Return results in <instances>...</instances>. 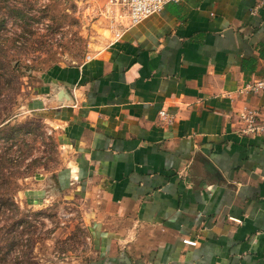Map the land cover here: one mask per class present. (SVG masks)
Wrapping results in <instances>:
<instances>
[{
  "label": "crops",
  "instance_id": "crops-1",
  "mask_svg": "<svg viewBox=\"0 0 264 264\" xmlns=\"http://www.w3.org/2000/svg\"><path fill=\"white\" fill-rule=\"evenodd\" d=\"M98 2L108 38L32 87L63 164L25 199L79 203L80 264H264V136L236 128L264 106L249 87L264 80V0H180L135 25Z\"/></svg>",
  "mask_w": 264,
  "mask_h": 264
},
{
  "label": "rangeland",
  "instance_id": "rangeland-1",
  "mask_svg": "<svg viewBox=\"0 0 264 264\" xmlns=\"http://www.w3.org/2000/svg\"><path fill=\"white\" fill-rule=\"evenodd\" d=\"M3 3L22 12L0 7V264H80L73 259L88 261L92 251L79 203L55 194L36 206L25 199L63 164L48 123L27 102L42 72L79 63L110 28L98 0Z\"/></svg>",
  "mask_w": 264,
  "mask_h": 264
},
{
  "label": "built area",
  "instance_id": "built-area-1",
  "mask_svg": "<svg viewBox=\"0 0 264 264\" xmlns=\"http://www.w3.org/2000/svg\"><path fill=\"white\" fill-rule=\"evenodd\" d=\"M180 0H107L106 13H120L125 16L130 25H135L151 14L160 12L168 3ZM251 90H264V80L255 81L249 85ZM160 115L166 117V111ZM237 131L244 136H264V106L240 110L236 119Z\"/></svg>",
  "mask_w": 264,
  "mask_h": 264
},
{
  "label": "trees",
  "instance_id": "trees-1",
  "mask_svg": "<svg viewBox=\"0 0 264 264\" xmlns=\"http://www.w3.org/2000/svg\"><path fill=\"white\" fill-rule=\"evenodd\" d=\"M0 7H5L7 10V13H15V14H20L22 11H21V9L20 8H17V7H15L14 5H8V4H6V3H3L2 5H0ZM3 18H1L0 19V21L2 20ZM3 39H4V36H3V34H0V51L2 52V53H4L5 52V49H4V46L3 45H1L2 44V41H3Z\"/></svg>",
  "mask_w": 264,
  "mask_h": 264
}]
</instances>
